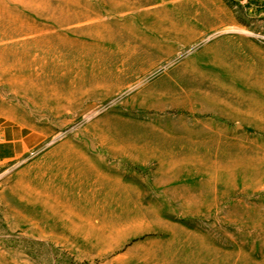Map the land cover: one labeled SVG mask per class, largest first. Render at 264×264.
<instances>
[{"label":"rangeland","instance_id":"374dc122","mask_svg":"<svg viewBox=\"0 0 264 264\" xmlns=\"http://www.w3.org/2000/svg\"><path fill=\"white\" fill-rule=\"evenodd\" d=\"M0 264H264V0H0Z\"/></svg>","mask_w":264,"mask_h":264}]
</instances>
